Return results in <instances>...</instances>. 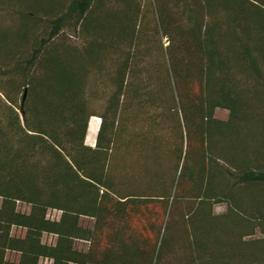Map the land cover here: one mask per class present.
Instances as JSON below:
<instances>
[{
    "label": "trees",
    "instance_id": "1",
    "mask_svg": "<svg viewBox=\"0 0 264 264\" xmlns=\"http://www.w3.org/2000/svg\"><path fill=\"white\" fill-rule=\"evenodd\" d=\"M42 260L264 264V0H0V264Z\"/></svg>",
    "mask_w": 264,
    "mask_h": 264
},
{
    "label": "rangeland",
    "instance_id": "2",
    "mask_svg": "<svg viewBox=\"0 0 264 264\" xmlns=\"http://www.w3.org/2000/svg\"><path fill=\"white\" fill-rule=\"evenodd\" d=\"M216 116L219 117V118H226L227 112L224 111V110H217L216 111ZM98 125H99V119L97 117H95V118L92 117L90 119V122H89V128H88V133H87V137H86V143L88 145H91V146L94 145L95 135H96V131H97ZM20 208L23 210V209H25V206L21 205ZM224 210H225V207L223 205L218 204V205L214 206L215 213H221ZM48 216L51 217V218H55V217L58 216V213L56 211H49ZM44 240L51 241L52 237L48 236V235H44ZM82 245H84V244L79 243V246H82ZM41 264H49V263H48L47 260H42Z\"/></svg>",
    "mask_w": 264,
    "mask_h": 264
},
{
    "label": "bare ground",
    "instance_id": "3",
    "mask_svg": "<svg viewBox=\"0 0 264 264\" xmlns=\"http://www.w3.org/2000/svg\"><path fill=\"white\" fill-rule=\"evenodd\" d=\"M95 118V117H94Z\"/></svg>",
    "mask_w": 264,
    "mask_h": 264
}]
</instances>
